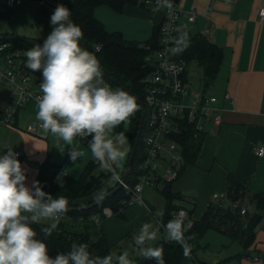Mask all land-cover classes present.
Masks as SVG:
<instances>
[{"label":"crops","instance_id":"crops-1","mask_svg":"<svg viewBox=\"0 0 264 264\" xmlns=\"http://www.w3.org/2000/svg\"><path fill=\"white\" fill-rule=\"evenodd\" d=\"M73 1L24 0L21 7L12 8L5 0H0V36H15L43 43L52 31L50 17L57 5L66 6ZM167 1L173 2L182 12H196L195 22L190 23L186 18L180 22L187 35L191 38L202 35L225 52L219 77L213 91H209L218 100L216 107L221 110L222 123L215 126L211 122L206 126L196 164L185 169L173 183V193L180 195L175 205L187 209L194 221L201 220L213 204L226 203L225 207L233 210L229 202L215 201L213 198L215 194L227 196V181L229 176H233L247 194L249 203L245 218L249 221L256 216L261 218V222L255 230V242L248 250H244L238 241L229 239L242 247V254L237 256L241 262L238 264H264L254 261L257 257L264 260V207L259 209L251 202L254 196L264 194V157L259 158L256 154L258 148H264V24L259 20L264 0ZM111 15H130V20L138 25L131 29L132 34L121 27L111 29L106 21ZM95 16L109 32H120L126 40L146 43L153 37L155 28L160 27L164 11L127 5L123 13H117L110 7L102 6L95 10ZM146 17L148 21H141ZM189 26H193L196 33H192ZM81 41L82 46L85 39L82 37ZM9 98V87L0 83V114L7 110ZM0 134L7 135L4 141L0 139V155L6 153L7 148H13L18 153L22 167L28 170V184L37 180L39 168L47 160L61 168L64 173L60 176L65 181L68 178L78 179L91 162H96L90 148L75 139L73 143L85 155L75 164L71 163L66 152L61 154L55 148V137L50 133L47 139L28 134L27 130L19 128V117L11 128L0 126ZM101 173L104 172L98 168L96 175ZM115 182L113 179L110 186ZM160 188L148 189L161 194ZM142 204H131L122 217L99 221L107 242L116 249L115 255L124 251H128L129 255L139 254L133 237L138 234L142 224L151 223L156 229L158 222L163 221L166 206L161 211L163 215L156 217L154 214L159 211L157 206L148 201ZM150 208H154V214ZM160 238L166 239L164 231ZM194 259L191 255L188 264ZM218 263L221 262L215 260L211 264Z\"/></svg>","mask_w":264,"mask_h":264},{"label":"clouds","instance_id":"clouds-1","mask_svg":"<svg viewBox=\"0 0 264 264\" xmlns=\"http://www.w3.org/2000/svg\"><path fill=\"white\" fill-rule=\"evenodd\" d=\"M164 4L171 7L167 0ZM70 17V9L58 4L50 17V34L42 45L36 44L25 52V67L41 74L42 95L37 97L35 118L45 135L50 133L56 138L55 148L61 154L66 152L73 164L85 155L73 141L91 137L87 143L92 157L120 182L114 166L126 159L128 151L120 147L125 144L124 133H112L138 111L137 99L126 90L113 89L104 82L99 59L81 47L83 31ZM27 171L13 148L0 155V264H135L128 251L119 255H92L85 243H73L68 252L51 257L48 245L37 238L33 225L49 221L41 232L45 237L50 236L69 211V201L65 196L53 197L45 192L39 181L28 184ZM106 195L107 190L101 189L95 199L99 202ZM154 215L160 217L163 213L157 211ZM186 216L187 212L181 209L160 227L167 241L179 244L188 256L189 241L194 234L186 236L191 228ZM157 232L153 224H142L133 237L134 244L144 259L166 264L162 247L152 243L157 240Z\"/></svg>","mask_w":264,"mask_h":264},{"label":"trees","instance_id":"trees-1","mask_svg":"<svg viewBox=\"0 0 264 264\" xmlns=\"http://www.w3.org/2000/svg\"><path fill=\"white\" fill-rule=\"evenodd\" d=\"M127 5L141 6L139 0H74L66 4L71 11V20L79 25L83 31L85 43L81 46L97 56L102 66L104 74L116 79L124 88L135 93L144 101V83L148 76V69L145 63L146 57L159 48L160 27L155 28L153 37L146 43L129 41L120 32H109L105 25L95 16V10L106 6L112 8L117 13H123ZM145 8L144 6H141ZM8 44L12 51H28L32 46L18 40H3L0 45ZM100 47V52L96 51ZM184 57L188 63L196 62L203 71L204 90L208 93L218 77L220 68L225 57L222 48L211 43L202 35L191 38L190 45L184 50ZM41 79L40 72L33 71ZM105 80V79H104ZM107 81V80H106ZM110 87L117 88L115 84L107 81ZM139 106V105H138ZM142 119V111L139 106L138 111L130 118V137L133 142L139 131ZM205 135H196L190 127L188 132L178 137V141L184 147L185 164L180 171V177L185 169L196 164ZM143 135L137 151L134 168L126 183L130 189L139 182L141 175V165L145 160ZM99 162H91L78 179L68 178L61 185L59 176L61 168L50 160H47L39 168L36 181H39L43 190L56 197L65 196L69 201V211L64 220H59L58 227L53 233L45 237L41 232L42 227L49 223L41 222L33 225L37 232V238L43 240L49 248V255L55 257L58 252H68L73 243H85L88 245L92 255L104 256L114 254L116 249L111 247L99 225V221L105 218L104 210L111 209L114 217H122L123 212L130 206L133 197L132 191L115 182L110 186V176L105 173L96 175ZM179 177V178H180ZM113 178V177H112ZM125 179V173L123 174ZM161 184V183H160ZM173 183L161 184V194L166 200V211L163 224L173 218V213L180 210L175 202L180 199V195L172 191ZM106 189L109 197H104V201L91 209H83L96 203L95 195ZM114 191H117L113 193ZM228 202H236L247 197L245 188L233 177L229 176L227 181ZM257 208L264 207V194L256 195L251 199ZM226 203L213 204L205 216L194 221V225L186 233V236L194 234V238L189 241L191 246L190 255L197 259L193 245L199 244L209 231H215L234 241H238L244 250H248L255 242V230L261 222L260 217H254L248 221L246 216H242L240 210H231L225 207ZM154 214V208H150ZM188 223V221H186ZM154 246L162 247L166 264H183L186 256L183 248L175 243L168 242L167 239L157 240ZM135 264H155L154 260L144 259L141 256L131 258ZM198 260V259H197ZM200 261V260H199Z\"/></svg>","mask_w":264,"mask_h":264},{"label":"built area","instance_id":"built-area-1","mask_svg":"<svg viewBox=\"0 0 264 264\" xmlns=\"http://www.w3.org/2000/svg\"><path fill=\"white\" fill-rule=\"evenodd\" d=\"M12 8L21 7L24 0H5ZM171 7L164 4V0H139V4L145 8L164 11V17L160 25V39L158 50L152 51L145 60L149 71L144 83V111L145 123L143 134L145 160L141 165V175L138 184L130 189L124 183L123 174L126 166L120 172L119 165L114 167L120 176V184L127 190H131L133 197L130 205L142 201L146 188L157 189L163 183H174L180 177V171L185 164L184 147L178 141V137L188 132L191 127L196 135H205V128L209 123L220 126L222 123L221 110L216 107L217 98L202 89H194L188 81L189 63L184 57V50L190 45L191 37L181 28V20L186 18L193 23L196 20V12L180 11L173 2L167 1ZM259 20L264 24V7L259 12ZM101 48L96 47L100 52ZM27 57L24 51H12L8 44L0 45V83L12 90H19L20 94L11 93V102L18 98L17 105H23L30 100L37 102L40 92L32 93L30 86L40 85L41 79L32 70L25 67ZM106 84L108 82L104 80ZM109 85V84H108ZM113 88V87H112ZM115 89V88H113ZM16 124L14 115L10 112L0 114V126L11 128ZM27 133L42 139H47L40 128V122H32L27 127ZM82 144L88 146L86 140L77 138ZM256 154L259 158L264 157V148H258ZM64 172L61 171V174ZM60 174V175H61ZM161 183V184H160ZM215 201L228 202L227 196H213ZM247 198L232 202L233 210H240L242 216L247 215ZM181 210V209H180ZM180 210L173 213V217ZM185 218L194 225L187 209ZM105 218L114 217L111 209L104 210ZM65 215L60 219L64 220ZM43 222V221H42ZM162 221L158 222L157 236L163 232L160 227ZM190 228V229H191ZM258 263L264 260L260 257L254 259ZM190 264H208L194 259ZM221 264V263H218Z\"/></svg>","mask_w":264,"mask_h":264},{"label":"rangeland","instance_id":"rangeland-1","mask_svg":"<svg viewBox=\"0 0 264 264\" xmlns=\"http://www.w3.org/2000/svg\"><path fill=\"white\" fill-rule=\"evenodd\" d=\"M132 17L129 15L128 17H119L116 15H111L109 21H107L108 26L110 25L111 29H114L116 27L124 28L126 31H128L130 34H132L131 29L135 28L138 23L134 20H130ZM141 21H148V18L141 19ZM191 32L196 33L195 28L188 27ZM139 41H142L140 39ZM82 41L80 42L81 45ZM141 43V42H140ZM189 77L188 81L191 87L194 89H202L204 86L203 83V71L198 66L196 62H192L189 65ZM30 90L32 93L40 92V85H32L30 86ZM10 94L11 93H17L20 94V91L18 90H12L9 88ZM210 91V90H209ZM208 91V94L210 95V92ZM213 91V89H212ZM212 93V92H211ZM217 95V94H215ZM18 98H16L14 101L11 102V99L9 98V105L7 107V110L5 112H10V115H14L15 120L19 117V128L21 130L26 131L27 127L32 122H38L36 120V113H37V102L34 100H30L29 102L18 106L17 101ZM22 112L21 113V111ZM21 113V116H20ZM131 118V117H130ZM5 129V128H4ZM123 132L125 136V144L120 145L122 149L126 148L128 151V156L124 161H122V166L119 167L120 172L122 171L123 167L126 166L128 158L130 156V152L133 146V140L130 137V119L129 122L120 125L118 128L114 130L112 135H115L117 133ZM44 134V133H43ZM33 136V135H32ZM49 134H47V137ZM0 139L4 141L7 139V135L0 134ZM100 171L104 172L106 175H111V173L105 171L101 167H99ZM62 175V174H61ZM63 176V175H62ZM60 176L61 179H59V183H64L65 178ZM80 177V175L78 176ZM77 177V178H78ZM113 181L112 176H110L109 182L111 183ZM175 194V193H174ZM144 201H148L151 205L157 206L159 211H164L166 206V200L165 198L160 194V192L154 191L152 189L146 188L143 194ZM143 205L140 203V206ZM45 223H50L49 221H43ZM157 227V226H155ZM162 232L157 236V240L161 239ZM193 249L195 251L196 257L203 262H206L208 264H211L213 261L218 260L221 262V264H238L241 263L237 256L239 254H242V247L234 241H231L228 237L223 236L220 233H217L215 231H209L204 238L201 240L199 244L193 245ZM116 253V251L114 252ZM130 258H135L140 256L139 254H130ZM187 260L185 261V264H188V262L191 261V255L189 254L187 257Z\"/></svg>","mask_w":264,"mask_h":264},{"label":"water","instance_id":"water-1","mask_svg":"<svg viewBox=\"0 0 264 264\" xmlns=\"http://www.w3.org/2000/svg\"><path fill=\"white\" fill-rule=\"evenodd\" d=\"M3 40H9V41L18 40V41H22L24 43H27V44H29L32 47L34 45H36V44H40V45L43 44L41 42H37V41H34V40L25 39V38H21V37H15V36H0V41H3ZM103 75H104V79L105 80L112 82L117 87L126 90L127 92L132 94L134 97H136L137 103L140 106L141 111H142V119H141V124H140V127H139V131H138V134L136 136L135 141L133 142V146H132V149H131V152H130V156L128 158L127 165H126L125 179H124V183H126L127 178L131 175L132 170L134 168V162H135V159H136L137 151H138V148H139V145H140V141H141V138H142V134H143L144 123H145L144 104H143L142 100L135 93H133L132 91H130V90L126 89V88H124L116 79H114V78H112L109 75L104 74V73H103ZM121 187L122 186L120 185V188ZM115 192H117V191H114L113 193H115ZM111 194H108L106 197H109ZM104 199L105 198H103L99 202H96L93 205H91L89 207H85L83 209H91L93 207H96V206L100 205L104 201Z\"/></svg>","mask_w":264,"mask_h":264}]
</instances>
